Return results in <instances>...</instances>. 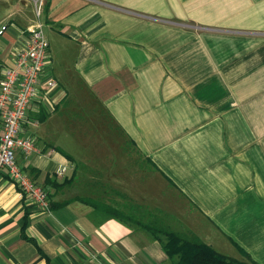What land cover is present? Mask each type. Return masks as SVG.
<instances>
[{"label":"crops","instance_id":"crops-1","mask_svg":"<svg viewBox=\"0 0 264 264\" xmlns=\"http://www.w3.org/2000/svg\"><path fill=\"white\" fill-rule=\"evenodd\" d=\"M36 18L0 5V77ZM40 20L41 152L16 156L51 210L2 172L0 264L172 263L110 207L264 264V0H45Z\"/></svg>","mask_w":264,"mask_h":264},{"label":"built area","instance_id":"built-area-1","mask_svg":"<svg viewBox=\"0 0 264 264\" xmlns=\"http://www.w3.org/2000/svg\"><path fill=\"white\" fill-rule=\"evenodd\" d=\"M37 20L29 24L27 31L30 39L26 47L19 50L13 65L5 66L0 77V114L3 127L0 134V175L6 173L16 184L22 196L34 200L42 210L50 212L51 205L48 190L36 183L20 166L16 151L19 149L28 156L41 152L34 140L23 135V122L38 92L40 76L50 61V42L40 20L45 0H33ZM8 24L0 27L3 33ZM56 81L50 80L54 85ZM66 166L58 169L63 175Z\"/></svg>","mask_w":264,"mask_h":264},{"label":"trees","instance_id":"trees-1","mask_svg":"<svg viewBox=\"0 0 264 264\" xmlns=\"http://www.w3.org/2000/svg\"><path fill=\"white\" fill-rule=\"evenodd\" d=\"M51 179L53 178H48L47 180L49 182L56 181ZM50 198L51 195L49 193ZM85 201L89 203V200L85 199ZM91 205L96 210L100 209V205L96 201H92ZM109 215L135 227L143 228L154 239L159 240L170 257L171 264H257L249 256H247V259H239L223 254L199 238H186L181 233L164 228L157 223L133 219L113 207L109 208Z\"/></svg>","mask_w":264,"mask_h":264},{"label":"rangeland","instance_id":"rangeland-1","mask_svg":"<svg viewBox=\"0 0 264 264\" xmlns=\"http://www.w3.org/2000/svg\"><path fill=\"white\" fill-rule=\"evenodd\" d=\"M27 2H32L33 0H26ZM22 3H24V0H0V5L1 6H10V8L12 9H17L19 7H22ZM41 18V17H40ZM37 19V18H36ZM46 27V28H45ZM47 30V26L44 25V32ZM46 34V33H45ZM101 116L102 118L104 117V114L101 112ZM106 118L108 119V115L106 116Z\"/></svg>","mask_w":264,"mask_h":264}]
</instances>
